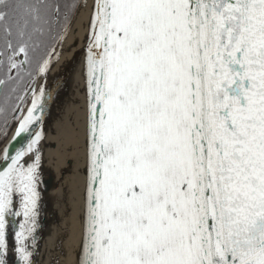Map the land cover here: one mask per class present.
<instances>
[{
    "label": "snow or ice",
    "instance_id": "1",
    "mask_svg": "<svg viewBox=\"0 0 264 264\" xmlns=\"http://www.w3.org/2000/svg\"><path fill=\"white\" fill-rule=\"evenodd\" d=\"M79 8L78 264H264V0H0V57L17 67L22 52L46 74L50 53L34 41L65 40ZM26 96L0 151V264L9 233L17 264H34L52 95L34 82Z\"/></svg>",
    "mask_w": 264,
    "mask_h": 264
},
{
    "label": "bare ground",
    "instance_id": "2",
    "mask_svg": "<svg viewBox=\"0 0 264 264\" xmlns=\"http://www.w3.org/2000/svg\"><path fill=\"white\" fill-rule=\"evenodd\" d=\"M80 2L82 3L83 0ZM88 17L87 9H78L70 22L67 38L60 40L55 47L49 71L37 78V88L45 87L62 63L77 49L84 47ZM83 62L84 55L78 58L72 74L65 82L59 108L55 111L51 122L41 132L43 138L39 147L43 152L42 183L40 185L42 199L38 217L39 227L35 233V264H40L39 251L43 247L44 237L48 230L52 229L54 248L46 258V264H68L71 251L77 243L76 233L81 222L85 186L86 93ZM49 154L55 160L53 166L48 163ZM49 182L53 185L52 196L47 189ZM8 240L9 259H11L15 255L12 251L15 243L12 233H9Z\"/></svg>",
    "mask_w": 264,
    "mask_h": 264
},
{
    "label": "flooded vegetation",
    "instance_id": "3",
    "mask_svg": "<svg viewBox=\"0 0 264 264\" xmlns=\"http://www.w3.org/2000/svg\"><path fill=\"white\" fill-rule=\"evenodd\" d=\"M63 1L61 0V2ZM55 36V33L45 34L37 37L34 42L47 50ZM13 60L17 62V67H11L7 58L0 57V133L7 131V137L24 110V100L28 99L26 94L30 93L33 83L36 84L38 78L33 66L28 61H25L24 64L19 63L25 60L24 53L17 54ZM18 107L20 108L19 112H17ZM5 121H7V125H5Z\"/></svg>",
    "mask_w": 264,
    "mask_h": 264
},
{
    "label": "water",
    "instance_id": "4",
    "mask_svg": "<svg viewBox=\"0 0 264 264\" xmlns=\"http://www.w3.org/2000/svg\"><path fill=\"white\" fill-rule=\"evenodd\" d=\"M77 11H78V9L76 10V12H75L73 17H75ZM84 48H85V43H84V47L77 49L75 51V53L70 55L62 63V65L59 68V70L54 74V76L52 78H50V80L45 85L44 89H45L46 92H51L52 99L48 102L47 114L44 117V123L42 125V128L39 129V131L42 132L44 130V128L51 122L55 111L59 108L60 101H61L62 89H63V87L65 85V82L69 78L70 74H72V72H73V70H74V68L76 66V62H77L78 58L81 57L82 55H84ZM28 106L30 107V102H29ZM24 114H26V113L23 110L21 115H24ZM17 129H18V125L16 123L15 126L12 128V131H11L10 135L8 136V138L1 145L0 151H2L3 148L6 145L10 144V142L13 140V138L15 136V133H16ZM26 142H27L26 138L22 139V140H19L16 143V147L18 148V147H20L22 144H24ZM48 163H49L50 166H53L55 164V160L53 159L51 154L48 155ZM47 189H48L50 195L52 196L53 195V185H52V183H50V182L47 183ZM82 213H83V208H82V211H81V217H82ZM80 231H81V222H80V227H79V229H78V231L76 233V238H77L76 241H77V243L75 244V247H73V249L71 251V257H70L71 259L69 260L68 264H78L77 252H78V249H79Z\"/></svg>",
    "mask_w": 264,
    "mask_h": 264
},
{
    "label": "rangeland",
    "instance_id": "5",
    "mask_svg": "<svg viewBox=\"0 0 264 264\" xmlns=\"http://www.w3.org/2000/svg\"><path fill=\"white\" fill-rule=\"evenodd\" d=\"M4 141H5V139L0 140V146L3 144ZM51 232H52V229L48 230L47 233L45 234L43 247L39 251V255L41 258L40 264H46V258L48 257L49 253L52 252V250L54 248V243H53L54 238L51 236ZM51 237H52V240H51ZM14 256H12L11 259H9V264H17V259ZM35 258L36 257L34 256V259Z\"/></svg>",
    "mask_w": 264,
    "mask_h": 264
},
{
    "label": "trees",
    "instance_id": "6",
    "mask_svg": "<svg viewBox=\"0 0 264 264\" xmlns=\"http://www.w3.org/2000/svg\"><path fill=\"white\" fill-rule=\"evenodd\" d=\"M70 1V2H69ZM80 1L81 0H77V2H79L80 3ZM63 2H67V3H71V2H73V0H64ZM77 10V9H76ZM76 10H70L69 11V15H70V21L72 20V18H73V16H74V14H75V12H76ZM55 33V32H54ZM56 34V33H55ZM56 37V36H55ZM58 41H59V39H58V37H56V38H54L51 42H50V44H49V46H48V49L46 50V51H48L49 53H50V55H51V53L53 52L52 51V49H54L55 48V46H56V44L58 43Z\"/></svg>",
    "mask_w": 264,
    "mask_h": 264
}]
</instances>
